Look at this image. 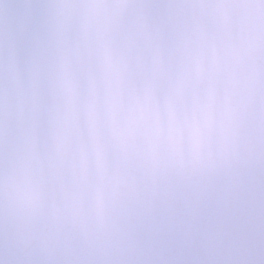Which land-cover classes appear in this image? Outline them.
<instances>
[{
    "label": "clouds",
    "instance_id": "clouds-1",
    "mask_svg": "<svg viewBox=\"0 0 264 264\" xmlns=\"http://www.w3.org/2000/svg\"><path fill=\"white\" fill-rule=\"evenodd\" d=\"M0 264H264V0H0Z\"/></svg>",
    "mask_w": 264,
    "mask_h": 264
}]
</instances>
